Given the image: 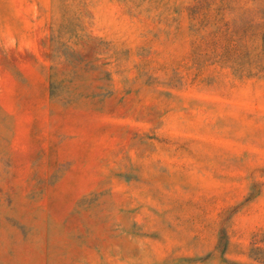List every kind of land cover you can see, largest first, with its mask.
Masks as SVG:
<instances>
[{
	"label": "rangeland",
	"instance_id": "374dc122",
	"mask_svg": "<svg viewBox=\"0 0 264 264\" xmlns=\"http://www.w3.org/2000/svg\"><path fill=\"white\" fill-rule=\"evenodd\" d=\"M261 9L0 0V264H264Z\"/></svg>",
	"mask_w": 264,
	"mask_h": 264
},
{
	"label": "trees",
	"instance_id": "16d2710c",
	"mask_svg": "<svg viewBox=\"0 0 264 264\" xmlns=\"http://www.w3.org/2000/svg\"><path fill=\"white\" fill-rule=\"evenodd\" d=\"M244 9V11L246 13H250L251 12V9L250 8H245V7H242ZM260 13L263 15V18H264V9H261L260 10ZM253 27V21L250 20L247 22L246 24V30H249ZM262 27L264 28V25H262ZM223 238V236H222ZM257 242H264V235L263 237L258 240ZM256 242V243H257ZM250 257L253 258L254 260H257V261H260L262 263H264V249L261 248L260 246H254L251 251H250Z\"/></svg>",
	"mask_w": 264,
	"mask_h": 264
}]
</instances>
